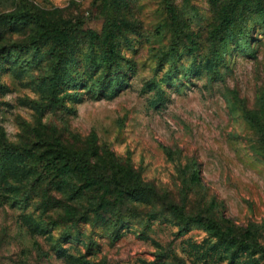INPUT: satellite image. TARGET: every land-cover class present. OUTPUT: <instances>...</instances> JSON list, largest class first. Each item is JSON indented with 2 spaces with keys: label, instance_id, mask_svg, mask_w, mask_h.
Returning <instances> with one entry per match:
<instances>
[{
  "label": "rangeland",
  "instance_id": "1",
  "mask_svg": "<svg viewBox=\"0 0 264 264\" xmlns=\"http://www.w3.org/2000/svg\"><path fill=\"white\" fill-rule=\"evenodd\" d=\"M0 264H264V0H0Z\"/></svg>",
  "mask_w": 264,
  "mask_h": 264
},
{
  "label": "trees",
  "instance_id": "2",
  "mask_svg": "<svg viewBox=\"0 0 264 264\" xmlns=\"http://www.w3.org/2000/svg\"><path fill=\"white\" fill-rule=\"evenodd\" d=\"M28 12H24L22 13V15H27ZM56 31H60L59 28H55ZM42 158L45 160V164L46 165H50L53 163V161H55L56 159H59V158H64V159H67V160H83L84 158L78 154V153H68V152H65V151H60V150H57L54 152V154L51 156V157H44L42 156ZM3 159H6V157H4ZM196 177V175H195ZM221 234V233H220Z\"/></svg>",
  "mask_w": 264,
  "mask_h": 264
}]
</instances>
